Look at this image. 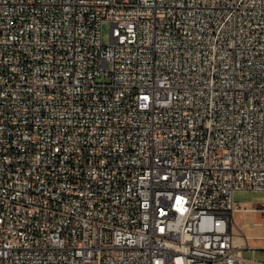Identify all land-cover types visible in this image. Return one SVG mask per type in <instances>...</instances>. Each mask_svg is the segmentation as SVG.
<instances>
[{
  "label": "built area",
  "instance_id": "1",
  "mask_svg": "<svg viewBox=\"0 0 264 264\" xmlns=\"http://www.w3.org/2000/svg\"><path fill=\"white\" fill-rule=\"evenodd\" d=\"M238 191L264 0H0V264H264Z\"/></svg>",
  "mask_w": 264,
  "mask_h": 264
},
{
  "label": "rangeland",
  "instance_id": "2",
  "mask_svg": "<svg viewBox=\"0 0 264 264\" xmlns=\"http://www.w3.org/2000/svg\"><path fill=\"white\" fill-rule=\"evenodd\" d=\"M111 40V24L109 21H106L103 26V41L105 44L110 43ZM235 201L237 204L242 206L247 205H260L264 204V191H238L235 194ZM254 217V219L252 218ZM235 218L238 222V226L242 228L248 235L251 233L250 229L261 228L259 222H264V215L257 214L255 212H242L238 211L235 214ZM249 222H254L256 225L254 227L248 226ZM236 233L239 235L240 231L236 228ZM261 234V233H260ZM259 234V235H260ZM249 243L253 249H245L244 255L250 259H256L260 262H264V239L261 236L250 237Z\"/></svg>",
  "mask_w": 264,
  "mask_h": 264
},
{
  "label": "crops",
  "instance_id": "3",
  "mask_svg": "<svg viewBox=\"0 0 264 264\" xmlns=\"http://www.w3.org/2000/svg\"><path fill=\"white\" fill-rule=\"evenodd\" d=\"M252 218L254 219V217H252ZM259 224H260L261 228H257V229H253L252 228V230L250 229V231H251V232H249V233H251V235L249 234L250 237H258V236H261L264 233V223L263 222H259Z\"/></svg>",
  "mask_w": 264,
  "mask_h": 264
},
{
  "label": "bare ground",
  "instance_id": "4",
  "mask_svg": "<svg viewBox=\"0 0 264 264\" xmlns=\"http://www.w3.org/2000/svg\"><path fill=\"white\" fill-rule=\"evenodd\" d=\"M240 230V229H239ZM238 236H241V232L239 233V235ZM241 239H242V237H241Z\"/></svg>",
  "mask_w": 264,
  "mask_h": 264
}]
</instances>
